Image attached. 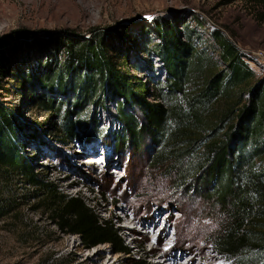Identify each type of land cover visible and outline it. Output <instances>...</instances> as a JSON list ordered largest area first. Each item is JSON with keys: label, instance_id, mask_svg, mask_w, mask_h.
Segmentation results:
<instances>
[{"label": "trees", "instance_id": "obj_1", "mask_svg": "<svg viewBox=\"0 0 264 264\" xmlns=\"http://www.w3.org/2000/svg\"><path fill=\"white\" fill-rule=\"evenodd\" d=\"M153 25L158 41L149 51L164 71L155 93L129 71L153 66L129 65L128 54L96 28L88 38L69 30L57 37L47 31L49 54L35 68L14 70L34 93L31 101L56 113V131L65 144L80 134L101 136L105 126L96 109L108 111L115 101L120 124L115 147L130 142L137 148L148 140L154 150L148 166L169 182L172 192L199 200L194 211L207 221L203 238L216 253L231 264H264V78L256 77L221 30L211 32L218 48L214 57L199 36L181 35L164 17ZM18 38L28 35L22 32ZM20 124L15 111L0 102V167L34 187L40 201L36 209L61 232L78 235L83 248L109 244L114 254H130L118 230L98 217L93 204L80 194L62 192L18 151ZM6 213L0 198V218ZM128 264L147 263L138 256Z\"/></svg>", "mask_w": 264, "mask_h": 264}, {"label": "rangeland", "instance_id": "obj_2", "mask_svg": "<svg viewBox=\"0 0 264 264\" xmlns=\"http://www.w3.org/2000/svg\"><path fill=\"white\" fill-rule=\"evenodd\" d=\"M160 17L181 35L199 36L214 57L218 48L211 32L221 30L256 77L264 78V0H0V102L21 123L15 137L18 151L62 192L80 194L93 204L98 217L109 220L130 248V254H114L109 244L83 248L78 235L61 232L36 209L40 201L34 187L0 167V198L7 211L0 218V264H128L138 256L147 264H157L162 256L165 264H231L203 238L210 227L194 211L199 200L172 192L169 182L148 166L153 145L146 140L137 148L130 142L115 147L120 128L115 101L108 111L96 109L105 126L101 136L80 134L65 144L56 131V113L31 101L34 93L14 70L35 68L49 54L47 31L57 37L69 30L88 38L96 28L128 54L129 65L153 66L129 71L155 93L164 71L149 48L158 41L153 22ZM22 32L28 38H18ZM148 98L154 101L150 94ZM90 157H98L97 162Z\"/></svg>", "mask_w": 264, "mask_h": 264}, {"label": "bare ground", "instance_id": "obj_3", "mask_svg": "<svg viewBox=\"0 0 264 264\" xmlns=\"http://www.w3.org/2000/svg\"><path fill=\"white\" fill-rule=\"evenodd\" d=\"M98 157H99V156H98ZM98 157H94V158H91V157H90V158H91V159H90V162H91V163H92V162H93V163H96V162H97L96 159H97ZM101 160H102V159H101ZM101 160H100V161H101ZM88 162H89V161H88ZM125 216H126V214H125ZM134 220L138 222V219H137V218H132V221H134ZM152 225H153V224H151L150 227H152ZM165 226H166V225H165ZM165 226H164V229H165ZM129 231H130V230H129ZM152 249H156V247H152ZM155 262H156L157 264H165V263H166L165 256H162V257L158 258Z\"/></svg>", "mask_w": 264, "mask_h": 264}]
</instances>
